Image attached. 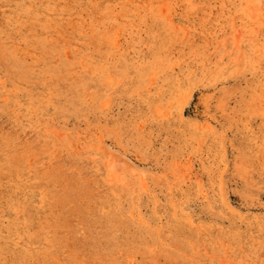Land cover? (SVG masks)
I'll list each match as a JSON object with an SVG mask.
<instances>
[{
	"label": "rangeland",
	"instance_id": "obj_1",
	"mask_svg": "<svg viewBox=\"0 0 264 264\" xmlns=\"http://www.w3.org/2000/svg\"><path fill=\"white\" fill-rule=\"evenodd\" d=\"M0 264H264V0H0Z\"/></svg>",
	"mask_w": 264,
	"mask_h": 264
},
{
	"label": "bare ground",
	"instance_id": "obj_2",
	"mask_svg": "<svg viewBox=\"0 0 264 264\" xmlns=\"http://www.w3.org/2000/svg\"><path fill=\"white\" fill-rule=\"evenodd\" d=\"M56 1V0H55ZM67 1V0H66ZM55 3V2H54ZM57 3V2H56ZM58 3H59V1H58ZM62 2H60V4H61ZM73 3V2H72ZM86 3V2H85ZM190 3V2H189ZM70 4H71V2H70ZM70 4L68 5V6H70ZM76 4V3H75ZM79 4V3H78ZM88 5V4H87ZM58 6V5H57ZM77 6V5H76ZM82 6V5H81ZM89 6V5H88ZM91 6V5H90ZM59 7V6H58ZM57 7V8H58ZM80 7V6H79ZM83 7V6H82ZM91 7H93V6H91ZM95 7V6H94ZM70 8H71V6H70ZM81 8V7H80ZM87 8V7H86ZM126 8V7H125ZM85 9V8H84ZM98 9V8H97ZM60 10V9H59ZM77 10V9H76ZM86 11V10H85ZM88 11V10H87ZM62 12V11H61ZM60 12V13H61ZM64 12V11H63ZM67 12V11H66ZM76 12V11H75ZM105 12V11H104ZM68 13V12H67ZM86 13V12H85ZM99 13V12H98ZM102 13V12H101ZM120 13V12H119ZM66 13H64V15H65ZM87 14V13H86ZM104 14V13H103ZM72 16H73V11H72V14H71ZM78 16V15H77ZM54 17V16H53ZM66 18V17H65ZM77 18V17H76ZM54 19V18H53ZM79 19V18H78ZM54 20H56V18L54 19ZM82 20V19H81ZM57 22H59V21H57ZM63 22H64V20H63ZM14 137V136H13ZM7 141V140H6ZM12 143H14V141L12 142ZM43 147V146H42ZM41 148V147H40ZM11 149V148H10ZM14 149H16V148H14ZM14 151V150H13ZM2 152V151H1ZM15 152V151H14ZM28 152H30V151H28ZM35 153V152H34ZM7 155V154H6ZM38 155V154H37ZM8 156V155H7ZM10 156V155H9ZM11 156H13V155H11ZM14 157V156H13ZM5 160V159H4ZM2 162H4V161H2Z\"/></svg>",
	"mask_w": 264,
	"mask_h": 264
}]
</instances>
